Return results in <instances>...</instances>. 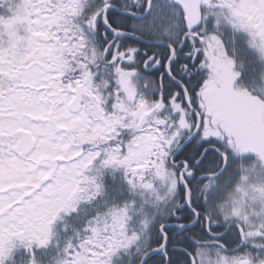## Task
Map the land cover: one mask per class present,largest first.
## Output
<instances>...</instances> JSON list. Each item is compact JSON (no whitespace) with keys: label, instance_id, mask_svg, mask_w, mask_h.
Returning a JSON list of instances; mask_svg holds the SVG:
<instances>
[{"label":"snow or ice","instance_id":"6c2138e0","mask_svg":"<svg viewBox=\"0 0 264 264\" xmlns=\"http://www.w3.org/2000/svg\"><path fill=\"white\" fill-rule=\"evenodd\" d=\"M0 264H264V0H0Z\"/></svg>","mask_w":264,"mask_h":264}]
</instances>
